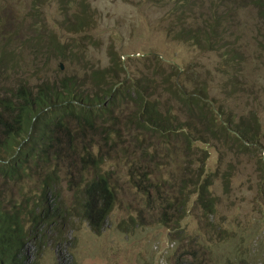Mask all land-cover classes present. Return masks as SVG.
<instances>
[{
	"label": "trees",
	"instance_id": "16d2710c",
	"mask_svg": "<svg viewBox=\"0 0 264 264\" xmlns=\"http://www.w3.org/2000/svg\"><path fill=\"white\" fill-rule=\"evenodd\" d=\"M140 1L164 11L159 22L170 40L220 55L215 70L226 98L218 111L211 96L216 87L202 79L210 69L193 70L190 90L183 79L188 67L166 65L157 55L129 58L142 62L141 70H129L116 50H107L104 64L76 43L63 45L47 28L52 0H30L26 7L0 0V82L18 60H28L24 50L6 48L13 39L2 38L10 32L19 34L21 46L34 43L29 67L37 78L0 83V264L76 263L83 228L101 234L124 205L130 228L157 223L187 239L178 264H257L239 249L215 256L200 233H185L182 221L194 200L210 239L235 236L215 218V175L206 170L209 152L200 144L235 153L262 146L257 115L236 121L226 102L264 85L257 84L260 77L247 82L250 58L243 52L254 50L264 65V0ZM55 3L66 33L97 28L91 0ZM252 7L259 22L243 26ZM15 8L19 19L12 30L5 25L16 18L10 16ZM259 163L264 173V158ZM232 174H225L226 188Z\"/></svg>",
	"mask_w": 264,
	"mask_h": 264
},
{
	"label": "rangeland",
	"instance_id": "374dc122",
	"mask_svg": "<svg viewBox=\"0 0 264 264\" xmlns=\"http://www.w3.org/2000/svg\"><path fill=\"white\" fill-rule=\"evenodd\" d=\"M29 1L18 0L25 3L22 5L24 7ZM91 2L92 7L96 8L94 15L99 20L97 28L78 34L66 33L60 26L63 16L55 0H52V5L47 8L48 18L44 21L47 28L57 34L63 45L76 43L90 50L89 56L100 58L104 64L109 59L106 56L107 50H116L122 56V60L131 65L129 70L142 69V62L132 63L129 58L154 55L163 58L166 65L171 63L182 69L188 67L189 71L183 79L190 90L193 89V85L187 78L194 74L193 70L203 73L210 69L211 75L203 74L202 79L208 77L210 84L216 87L211 96L216 100L215 110H219L226 95L220 88L221 74L218 75L215 70L221 60L217 52H201L191 45L170 40L159 22L164 11L146 4L142 5L140 0H91ZM17 12L15 8V12L10 16L15 15L16 18L13 22L6 21L5 27L13 30L14 22L19 19ZM245 13L243 18L245 23H248L243 26L254 27L259 22L256 9L249 8ZM35 26L40 30L42 23ZM246 31L250 33L249 29ZM36 32L37 30L32 31L26 36L33 40V34ZM252 33L255 34V31ZM18 35L10 32L3 36L2 40L5 43L8 37H11L13 43L11 47L6 48L15 50L16 53L24 50L28 60H18L17 66H11L7 74H2L1 79L4 77L2 84L12 85L20 77L29 78L32 82L37 81L36 77H31L33 69L29 67V50H36V47L34 43L21 46L22 41H19L21 37ZM248 39L249 37L245 38ZM253 51L243 50L250 58L247 82L253 84L254 80L260 77L257 84L261 82L264 84V65H258V58ZM58 63L59 61L56 66ZM64 67V70L67 69L66 63ZM226 104L229 106L227 111L232 110L236 121L255 113L262 124L259 136L262 146H250L245 153L227 152L224 147L220 148L213 143L200 144L209 152L206 170L215 175L212 187L218 199V214L215 218L222 227L228 228L231 235L235 236L229 240H219L217 236L210 239L206 234L204 218L200 219L201 210L195 206L194 200L191 201L187 215L182 221V228H185V233L188 234L200 233L201 239L204 238L203 242L206 239V243L214 249L215 256L225 257L239 249L245 256L248 254L250 260L255 258L257 264H264V173L259 163L260 157L264 158V85H257L254 93L250 95L227 99ZM230 169L233 173L231 184L226 188L224 177ZM125 200L130 202L132 197L127 196ZM136 204L143 207L139 200H136ZM125 207L124 205L115 208L106 229L101 234L94 233L87 226L83 228L79 233V243L75 250L76 263L71 261L72 264H178L183 261L179 256L188 242L187 239L179 238L175 230L157 223L130 228L127 224L129 213Z\"/></svg>",
	"mask_w": 264,
	"mask_h": 264
},
{
	"label": "water",
	"instance_id": "95a60500",
	"mask_svg": "<svg viewBox=\"0 0 264 264\" xmlns=\"http://www.w3.org/2000/svg\"><path fill=\"white\" fill-rule=\"evenodd\" d=\"M61 67H62V68H64V65H63V64H61Z\"/></svg>",
	"mask_w": 264,
	"mask_h": 264
}]
</instances>
